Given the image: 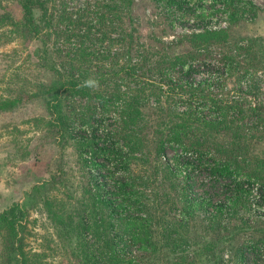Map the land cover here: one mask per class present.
Instances as JSON below:
<instances>
[{"label":"rangeland","instance_id":"obj_1","mask_svg":"<svg viewBox=\"0 0 264 264\" xmlns=\"http://www.w3.org/2000/svg\"><path fill=\"white\" fill-rule=\"evenodd\" d=\"M80 1L69 0L68 3L74 6ZM95 1L88 0L89 3ZM180 1L186 10L182 14L167 0H132L130 14L133 34L137 41L150 46V50L147 61L142 62L145 69H134V74L131 71L126 73L127 69H123L116 75L121 98L138 95L139 89L142 91L141 101L138 96L137 101L148 109V116L144 117L147 124L142 126L143 122L140 121L143 133L150 132L158 116L173 118L191 114L204 121L232 120L243 116L242 122L253 137L241 138L240 143L247 152H264V114L260 121H254L250 116L254 107L264 104V0H241L253 9L248 11L245 9L247 4L243 5L244 13L239 14V10L232 18H227L225 13L218 10L221 0ZM201 10L203 15L197 16ZM19 21L18 0H0V210L17 203L12 213L20 226L22 249L28 252L29 258L34 254L33 264H83L79 243L85 247L92 241L90 230L88 233L83 232L77 229L79 225L76 224L81 220L83 206H89L84 189L87 183L93 185L102 180L109 190L113 178L105 174L104 169L82 167L74 140L58 138L49 124L52 117L46 113L38 91L41 86H48L54 81L52 65L57 59L55 42L52 36L44 35V32L40 39L21 34ZM116 24L117 21H114L110 23V28L105 26L106 36L102 39L90 26L93 44L89 45L92 42L87 38L77 42L84 47L97 48L102 45L113 50L120 45L118 41H111L116 37ZM85 27L83 29L86 30ZM80 29L75 30V33L80 34ZM220 30V35L210 36L202 43L194 41L195 45L188 38L191 33ZM241 41L248 46L247 49L246 46L243 49L235 46ZM229 48L234 57L231 59L232 67L227 74H222L218 61L227 54ZM189 53L204 57L205 63L197 61L182 72H176L180 69L178 67L173 71L171 66H166L169 61L176 60L175 56ZM144 54L143 51L135 53L130 59L135 62L136 57ZM113 61L104 60L102 66L112 70ZM121 64L124 61L118 57V65ZM91 65L90 69L93 70L95 62L92 61ZM137 72H141V75H137ZM106 81L104 88L111 91L109 78ZM91 88L95 89L93 86ZM4 99L15 101L3 105ZM73 101L75 108L78 107L80 100ZM216 106L220 107L219 118L213 119V114L218 115L213 110ZM235 124L234 121L227 128L222 125L218 130H207V143L228 146ZM57 140H61L60 145L56 144ZM178 156L181 157V149L165 147L160 161L148 160L143 164L135 160L129 165L136 176H149L147 185L139 186L138 190L151 209L152 238L156 248L161 251L151 263L170 264L178 260L176 256L179 253L171 250L169 244L160 237V229L167 223L165 211L170 209V203L180 209L181 202L174 197L180 193L177 181L182 183L181 177L186 172L192 198H209L212 206L222 203L230 194L233 198L223 207L225 211L221 215L210 214V206L206 212L198 208L200 206L194 207L197 209L190 212L191 217L180 230L183 239L187 243H197L211 238H225L219 245L222 249L220 263H249L251 255L244 253L245 260H241L236 248L251 238L264 237V191L253 180L255 182L241 184V188L245 189L244 194L234 193L232 196V185L228 179L213 183L208 179L207 170L197 166L194 160L190 162L196 169L188 171L189 167H186V171L181 166L183 162L177 164L174 160L177 158L179 161ZM188 159L184 158L185 161ZM161 162L174 166L179 180L165 176L166 171ZM153 166H158L156 171ZM123 172L116 171L114 178L123 176ZM52 173L59 177L52 178ZM175 183L177 187L171 190L170 185ZM154 192L158 197L154 196ZM44 200L50 201L51 210L72 227L70 234L63 233L55 218L46 212ZM127 212L135 214L132 208ZM102 215L104 220L107 219L105 212ZM114 217L111 216L110 221L117 225ZM69 218L72 221H68ZM85 221L89 224L91 219ZM127 249L132 250L131 247ZM187 251L192 252L190 248ZM191 260L194 264L212 262L207 255L202 254L191 256Z\"/></svg>","mask_w":264,"mask_h":264},{"label":"trees","instance_id":"obj_2","mask_svg":"<svg viewBox=\"0 0 264 264\" xmlns=\"http://www.w3.org/2000/svg\"><path fill=\"white\" fill-rule=\"evenodd\" d=\"M167 1L177 7L180 14L186 11L182 8L180 0ZM68 2L69 0H18L20 8L18 27L20 33L29 38L40 39L44 32V35L52 36L54 39V53L57 59L52 68L55 78L50 85H43L38 91L46 113L52 117L49 124L54 132L58 134V138L67 137L69 140H74L77 146V157L82 167L104 169L105 174L113 178L109 190L105 188L102 180L93 185L89 182L84 189L89 206H83L81 220L76 224L79 225L77 229L83 232L88 233L90 230L92 241L85 247L79 243L83 264H140L141 262L153 264L151 260L161 251L156 248V242L152 238L151 209L143 201L144 196L138 190L139 186H144L145 183L147 185L149 176H136L131 172L129 165L135 160L143 164L148 160L160 161L165 147L181 149V157L178 156L181 161L174 158L177 164L183 162L182 168L189 167L186 171H192L196 168L190 161L194 160L197 166L207 170L208 179L213 183L228 179L230 186L232 185V196H234V193L243 192L244 194L245 189L241 188V184L255 182L253 180H256L264 191V152H247L245 146L240 143L241 138L253 137L242 122L243 116L221 121H204L191 114H184L181 117L173 116V118L168 115L158 116L151 125L150 132L143 133L140 121L143 122L142 126L147 124L144 117L148 116V109L140 103L142 91L139 89L138 95L136 93L122 99L118 92V78H116L119 72L124 71L123 69H127L126 73L131 71L132 74L134 69H145L142 62L147 61V53L150 50V46L137 41L133 34L130 14L132 0H102L101 2L96 0L90 3L88 0H81L74 6L69 5ZM246 4L245 9L248 11L253 9L246 1L221 0L218 10L225 13L227 18H232L239 10V14L244 13L243 5ZM201 11L196 15L202 16L203 10ZM114 21H117L114 31L116 37L111 41H118L119 47L113 50L102 45L97 48L84 47L77 42L87 38L92 42L89 45L93 44L90 26H93L95 34L102 39L106 36L105 26L110 28V23ZM78 26H81L79 29L82 28L80 34L75 33V30H79ZM84 27L86 30L83 29ZM221 31L191 33L188 38L195 45L194 41L202 43L210 36L220 35ZM239 43L235 46L242 49L245 46L246 49L248 48L242 41ZM230 50L231 48L218 61L222 74H227L231 70L233 56ZM141 51L146 54L139 55V58L136 57L137 60L132 62L130 59L132 55ZM118 57L123 59V65H118ZM111 59H114L111 63L112 70L102 66L104 60ZM174 59L176 60L169 61L166 66H171L173 71L176 67L180 68L176 72L189 69L192 63L197 61V63H205L206 60L192 53L175 56ZM92 61L95 62L93 70L90 69ZM137 73L141 75V72ZM107 78L112 86L111 91L104 88ZM91 86L95 89L93 90ZM166 86H169L168 81ZM137 96L140 101H137ZM76 99L80 101L75 108L73 100ZM14 101L15 99L9 101L4 99L2 104L7 105ZM218 109H220L218 106L213 109L214 113L218 114H213V119L219 118ZM250 114L252 120L260 121L264 114V104L254 107ZM234 121L236 124L230 133L231 142L228 146L207 143L209 140L205 135L207 130H218L222 125L227 128ZM58 140L56 144L60 145L61 140ZM185 152L190 154L191 159L187 158L188 161H185V156L182 155ZM161 163L166 171L165 176L179 180L174 166L166 162ZM153 168L156 171L158 166ZM118 170L125 172L123 176H118L116 179L113 175ZM55 176L57 174L52 173V178L59 177ZM102 177L105 178L104 175ZM188 177L186 172L181 177L182 183L177 181L180 193L177 192L179 195H175L174 199L180 200V209L170 203V211H165L167 223L160 229V237L169 244L171 250L179 253L176 256L178 260L170 264H194L191 256L196 254L207 255L212 260L211 264H221L222 249L219 245L225 241V238L187 243L180 230L191 217L190 212L197 209L194 207L200 206L198 208L206 212L210 206L212 207L209 210L210 214L212 212V215H221L225 211L223 207L233 197L230 194V197H225V201L213 206L209 198L194 199L190 196ZM177 184H171L170 189L173 190ZM154 196L158 197V194L154 192ZM16 206L17 203H14L0 210V264H33L34 254L29 258L28 252L22 249L20 226L12 213ZM43 206L46 212L55 218L61 231L70 234L72 227L62 221V216H57L51 210L50 201L44 200ZM129 208L135 210V214L128 213ZM102 212L106 213L107 219L104 220ZM111 216H115L117 225L110 221ZM87 218L91 219L89 224L85 221ZM68 221L72 219L69 218ZM129 247L132 250L127 249ZM188 248L192 250L191 253H188ZM236 253L241 260H245L244 253L251 255L249 263L240 264H264V237L244 241L236 248Z\"/></svg>","mask_w":264,"mask_h":264},{"label":"built area","instance_id":"obj_3","mask_svg":"<svg viewBox=\"0 0 264 264\" xmlns=\"http://www.w3.org/2000/svg\"><path fill=\"white\" fill-rule=\"evenodd\" d=\"M182 155L185 156V157H187V158L190 157V154L189 153H186V152L185 153H182Z\"/></svg>","mask_w":264,"mask_h":264}]
</instances>
